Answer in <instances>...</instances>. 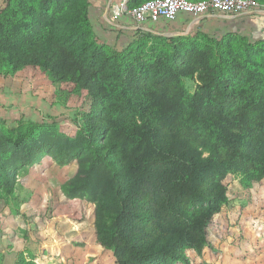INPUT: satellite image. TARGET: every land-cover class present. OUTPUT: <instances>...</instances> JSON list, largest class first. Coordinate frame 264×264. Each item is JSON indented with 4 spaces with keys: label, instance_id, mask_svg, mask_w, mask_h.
I'll return each mask as SVG.
<instances>
[{
    "label": "trees",
    "instance_id": "16d2710c",
    "mask_svg": "<svg viewBox=\"0 0 264 264\" xmlns=\"http://www.w3.org/2000/svg\"><path fill=\"white\" fill-rule=\"evenodd\" d=\"M81 1L79 8L53 14L41 0L40 8H27L26 18L0 22V66L10 73L41 70L74 83L91 100L84 128L73 138L34 126L1 129L0 191L11 193L18 165L33 163L41 153L72 161L70 188L95 203H86L83 211L88 219L93 215L95 243L114 247L118 264L173 262L185 249L202 247L204 228L226 200V174L243 175L245 190L264 176V74L261 85V78L254 79L255 92L243 102L245 91L218 78L222 71L237 72L221 51L212 84L185 96L179 78L188 66L174 56L173 38H163L169 52H157L150 66L128 63L116 50L100 56L89 0ZM228 37L249 41L234 32L220 40ZM253 41L264 46V38ZM199 62L205 65L204 55ZM211 86L216 99L209 98Z\"/></svg>",
    "mask_w": 264,
    "mask_h": 264
},
{
    "label": "rangeland",
    "instance_id": "374dc122",
    "mask_svg": "<svg viewBox=\"0 0 264 264\" xmlns=\"http://www.w3.org/2000/svg\"><path fill=\"white\" fill-rule=\"evenodd\" d=\"M40 3L41 0H0V22L26 18L27 8L38 9ZM80 3L81 0H62L57 6L45 0V8L57 14L69 6L79 8ZM151 22L164 23L162 19ZM89 23L100 56L110 57L116 50L132 64L150 66L157 52H169L162 46L166 42L163 38H173L174 56L188 66V74L179 78L185 96L212 84V70L221 51L237 72L222 71L218 78L236 92L245 91L243 102H248L255 92L254 79L264 74V46L255 45L253 40L245 43L228 37L222 42V36L207 38L193 32L198 29L168 33L162 25L159 31L163 34H154L159 40L138 30L124 42H107L94 32L90 20ZM201 55L205 56V65L199 62ZM261 81L262 78L257 84L261 85ZM213 89L211 86L209 98L216 99ZM89 111L91 100L74 83L53 80L38 69L10 73L0 66V130L34 126L73 138L84 128ZM34 135L38 136L39 131ZM74 168L72 161L56 160L45 153L31 164L18 165L11 193L0 191V264H118L114 247L94 241L93 215L90 219L83 215L85 204L92 201L79 197L69 186ZM242 180L238 172L225 175L222 184L226 200L204 228L202 247L199 251L185 249L182 258L166 264H264V176L247 190ZM188 219L185 223L191 225Z\"/></svg>",
    "mask_w": 264,
    "mask_h": 264
},
{
    "label": "crops",
    "instance_id": "0c3cea01",
    "mask_svg": "<svg viewBox=\"0 0 264 264\" xmlns=\"http://www.w3.org/2000/svg\"><path fill=\"white\" fill-rule=\"evenodd\" d=\"M122 0H89V20L93 30L107 42L119 40L124 42L133 31L141 30L152 34L160 33L165 25L168 33H179L181 30L199 29L210 36H222L229 32L237 33L249 40L264 38V9L236 14L205 13L197 17L179 13L169 23H153L148 20L136 24L128 15L114 17L115 11ZM161 19V18H160ZM116 42V41H115Z\"/></svg>",
    "mask_w": 264,
    "mask_h": 264
},
{
    "label": "built area",
    "instance_id": "2783aa9c",
    "mask_svg": "<svg viewBox=\"0 0 264 264\" xmlns=\"http://www.w3.org/2000/svg\"><path fill=\"white\" fill-rule=\"evenodd\" d=\"M127 0L113 11L114 17L128 15L137 25L163 18L172 21L179 13L197 17L205 13L236 14L264 9L256 0H145L134 8H127Z\"/></svg>",
    "mask_w": 264,
    "mask_h": 264
}]
</instances>
